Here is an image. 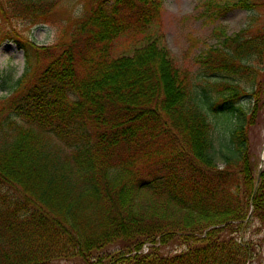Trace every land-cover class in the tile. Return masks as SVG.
Wrapping results in <instances>:
<instances>
[{
    "label": "trees",
    "instance_id": "16d2710c",
    "mask_svg": "<svg viewBox=\"0 0 264 264\" xmlns=\"http://www.w3.org/2000/svg\"><path fill=\"white\" fill-rule=\"evenodd\" d=\"M162 1L87 0L67 40L65 33L53 47L16 40L26 66L0 98V264L252 258V239L243 243L223 232L251 219L264 230V171L254 180L238 84L242 77L255 82L251 61L263 60L264 35L244 29L225 36L205 52L204 83L194 87L144 31L158 21ZM213 1L217 15L264 7V0ZM7 3L33 24L52 10L43 0ZM126 33L141 40L130 55L114 57V43ZM258 91L251 93L255 100ZM209 115L236 121L226 146L236 162L227 158L222 169ZM197 234L204 236L200 243L190 244ZM174 236L186 242L181 254L135 253Z\"/></svg>",
    "mask_w": 264,
    "mask_h": 264
},
{
    "label": "rangeland",
    "instance_id": "374dc122",
    "mask_svg": "<svg viewBox=\"0 0 264 264\" xmlns=\"http://www.w3.org/2000/svg\"><path fill=\"white\" fill-rule=\"evenodd\" d=\"M52 3V10L48 17L39 24L30 23L25 19L15 17L8 9V0H0V98L8 97L9 89L24 72L26 61L21 44L33 43L39 47H53L59 43L60 33H69L70 25L82 16L86 10L87 0H43ZM218 4H221L219 1ZM213 0H163L158 21L144 30L157 39V42L166 50L173 64L191 76L194 87L202 85L204 79L200 73V64L205 52L210 48L218 47L225 36H233L241 30L247 29V36L264 35V7L254 12L234 10L217 15ZM81 12L80 15H77ZM148 28V29H147ZM4 37V38H3ZM64 40V41H66ZM141 40V34H125L114 43L112 55H130L136 42ZM32 67L37 63L31 61ZM253 72L256 75L254 83L246 77L240 78L239 86L244 88L243 96L239 99L246 113L247 151L252 164L254 180L264 171V57L262 61H251ZM211 79H209L210 81ZM254 87L252 88V86ZM199 88V87H198ZM259 90L256 100L251 93ZM212 126L214 157L219 169L235 163V158L227 154L226 146L230 140V133L235 128L236 121L230 117L209 115ZM231 171H237L235 164H229ZM248 221V220H247ZM239 223H241L239 221ZM224 230L223 234L250 242L252 258L247 264H264V230L257 220L242 222L241 227L236 222ZM233 228L231 234L229 231ZM209 229L205 232H207ZM196 240L189 239L190 244H197L203 238L195 235ZM158 249L163 256L181 254L186 248V242L177 236L171 237L164 246L158 243H145L137 254H147L148 251ZM115 250V249H114ZM59 264H64L60 261Z\"/></svg>",
    "mask_w": 264,
    "mask_h": 264
},
{
    "label": "bare ground",
    "instance_id": "6f19581e",
    "mask_svg": "<svg viewBox=\"0 0 264 264\" xmlns=\"http://www.w3.org/2000/svg\"><path fill=\"white\" fill-rule=\"evenodd\" d=\"M262 158H264V150H263V153H262Z\"/></svg>",
    "mask_w": 264,
    "mask_h": 264
},
{
    "label": "clouds",
    "instance_id": "9594fccd",
    "mask_svg": "<svg viewBox=\"0 0 264 264\" xmlns=\"http://www.w3.org/2000/svg\"><path fill=\"white\" fill-rule=\"evenodd\" d=\"M80 14H81V12H78V13H77V15H80Z\"/></svg>",
    "mask_w": 264,
    "mask_h": 264
}]
</instances>
